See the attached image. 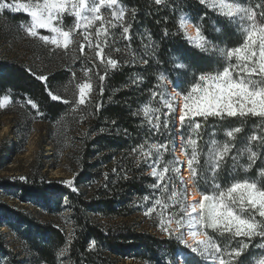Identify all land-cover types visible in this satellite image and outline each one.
<instances>
[{
    "label": "trees",
    "instance_id": "obj_1",
    "mask_svg": "<svg viewBox=\"0 0 264 264\" xmlns=\"http://www.w3.org/2000/svg\"><path fill=\"white\" fill-rule=\"evenodd\" d=\"M228 2L251 8L256 13L257 24H264V0ZM119 3L126 9L124 23L117 21L108 34L103 62L96 55L98 49H93L98 39L96 29H88L87 51L92 55L87 60V82L92 85V91L87 108L77 102L76 92L68 86L71 71L52 72L46 80H41L25 64L0 56V115L14 116L15 124L19 123L27 135L35 122L44 123L53 147V156L48 157L64 158L73 176L71 185L64 178L48 179L41 173L45 167L38 164L25 180L0 176V264H62L63 261L66 264H178L181 253L188 255L185 264H203V256L177 239L183 232V227L176 232L180 206L172 204L170 194L173 190L181 193L184 190L179 171H171L179 166L173 158L174 143L182 139L181 149L187 160L191 157V148L187 145L189 130L181 126L177 130L175 111L173 108L172 112L168 111L167 102L173 100L169 86L170 90L172 86L177 88L184 105V97L198 82L199 75L215 74L229 66L218 49L240 46L249 23L238 17H224L217 9L200 5L198 0H162L159 5L155 0H119ZM181 16H187L195 27H201L210 42L206 45L208 51L196 48L187 40L179 29ZM0 21L15 28L17 24L27 23L29 16L5 10L0 12ZM128 25H131L129 38L125 39L122 29ZM165 30L168 35H164ZM109 60L117 61L115 68ZM230 63L235 78L239 62L233 57ZM52 96L60 99L53 100ZM3 98L10 99L5 107H2ZM146 106L151 109L153 123L160 117L159 132L143 115ZM165 114L167 129L164 128ZM197 120L203 125L199 136L192 134L197 140L199 164L194 165L196 176L191 177L197 191L202 195L208 190L204 181L210 173L204 161L205 153L212 147L211 140L221 144L229 142L224 130L233 127L243 130L230 142L235 147L222 163L217 182L226 187L236 179H249L264 187V175L259 171L264 168V147L255 142L251 144L260 153V159L251 169H243L248 163L247 138L253 133L264 135V122L253 116L225 120L210 117L207 122L198 117ZM83 127L85 132L77 133ZM177 133L181 137L176 139ZM152 143L168 144L158 166V171L162 170L171 161L166 180L168 176L172 179L167 181V188L151 187L157 180L150 175L151 168L140 154L139 146L144 144L147 151ZM20 144L16 140L11 148L8 143L0 146V170L9 164V156L19 151ZM241 152L243 155L233 172L231 155ZM145 195L149 197L147 201L143 199ZM6 198L32 203L49 216L63 215L65 223L41 220L28 209L9 204ZM156 199L161 201L160 205L155 204ZM150 207L153 211L148 213ZM169 217L172 235L160 226ZM2 227L21 244L22 253L13 249ZM199 230L220 245L228 260L227 253L237 246L236 240L227 233L208 228ZM93 240L95 245L89 247ZM248 242L250 247L240 260L243 264H256L264 254V249L256 245L264 244V238L256 237ZM64 250L67 253L61 259L60 253Z\"/></svg>",
    "mask_w": 264,
    "mask_h": 264
},
{
    "label": "snow or ice",
    "instance_id": "obj_2",
    "mask_svg": "<svg viewBox=\"0 0 264 264\" xmlns=\"http://www.w3.org/2000/svg\"><path fill=\"white\" fill-rule=\"evenodd\" d=\"M157 5L162 3V0H155ZM202 6L211 9H217L218 14L227 18H239L241 21L249 23L246 30V37L244 42L238 47H231L226 50L219 48L218 52L229 61V66L224 67L222 71H217L215 74H201L199 75L198 82L194 83L191 91L184 97L185 103L183 111L179 115L181 128H187L189 135L187 145L191 148V157L187 160V168L191 169L190 175L196 176V167L198 165V152L197 140L192 138L195 133L199 136L200 130L203 125L197 118H203L207 122L208 118H216L218 120H225L227 118H246L248 116L258 117L264 122V24H257L256 13L248 7L243 6L238 2H228V0H198ZM102 6H107L113 9L111 16L118 21L121 25L124 23V16L126 9L118 5V0H98L92 6H89L88 0H28V2H21V0H0V12L5 10L13 13H24L30 17L31 24L27 27L26 31L32 37H37V29H50L54 36L51 37V44L57 47L63 46L67 48L71 43V29L65 31L61 27H57L54 21H59L65 14H70L76 18L77 21L85 20L91 24L95 20L103 21L100 15ZM92 13L91 17L85 13ZM203 20V16L200 17ZM188 20L181 16L179 21V29L183 32L187 40L195 44L196 48L202 51H208L206 45L210 42L206 39L201 31L200 26L195 27V34L192 35L187 30ZM79 27V24H77ZM111 27H116L112 24ZM131 25L124 26L122 34L125 39L129 38ZM103 31L107 35V29L101 28L97 30V34ZM165 30L164 35H168ZM40 39L49 41V36H40ZM87 39V37H85ZM150 39V37H149ZM81 45V50H83ZM99 48V45H97ZM258 49V51H257ZM102 49L97 51L96 55L103 62ZM258 56V59H257ZM235 57L239 62L236 67L239 68L236 77L234 78L231 58ZM147 64V60L143 61ZM108 63L115 68L117 65L116 60H109ZM184 67V65H180ZM258 77V79H254ZM41 80H46V77L41 76ZM104 77L101 76L100 80L103 81ZM164 79L163 76L160 77ZM92 85L83 83L79 85V103L84 104L86 93L89 92ZM102 92V89H101ZM156 95L155 92L152 93ZM53 100H59V96H52ZM190 101V103H189ZM29 104L36 108L35 104L29 100ZM168 111L172 112L171 104L168 105ZM151 109L144 107L143 115L149 118V123L156 132L160 131V117L155 118V123L152 122L150 117ZM136 115V113H133ZM164 128H168V117L165 114ZM242 127H233L224 130V135L228 138L229 142L218 143L216 139L211 140L212 147L205 153L206 171L210 173L208 179L204 182L208 186V190L202 194V197L188 202L184 192L176 190L171 191L170 199L173 205L179 204V219L176 220L178 228L176 232H180L181 227L187 225L188 230L195 242V247L188 244L184 239V234L180 233L177 239L184 243L192 252H199L201 256H205L214 262V264H243L240 258L249 249L250 244L248 241L256 237L264 238V187L258 186L255 181L249 179H236L229 182V185L222 187L217 182L219 178V170L225 158L231 153V149L235 147L236 134L242 132ZM216 132L213 130L212 136L215 137ZM255 142L258 146L264 147V135L253 133L247 138L249 146L245 149L248 153V163L243 166L244 171L251 169L255 165L257 159H260V153L254 151L251 144ZM145 145L139 146L140 154L145 157V163L151 168L150 175L157 180L156 184L151 187L156 189L163 185L167 188V181L172 177L166 174L170 172L168 164H164L162 170L158 171V166L162 162L164 153L168 149L167 143H152L148 146V150L144 151ZM133 151H136L134 149ZM155 153V157H153ZM243 153L231 155L233 161L232 171H236V165L240 156ZM178 163H183L179 162ZM173 172H178L179 168L171 169ZM260 174L264 175V168H261ZM20 179H25L21 177ZM210 181V183H209ZM181 182L183 178L181 177ZM66 184L71 185V181H65ZM145 201L149 199L147 195L143 197ZM156 205H160L159 199L155 200ZM153 208H148V213H151ZM259 217V219H257ZM171 224V217L167 221H161V228L169 235L173 233L169 231ZM208 228L221 234H229V236L236 240L237 246L232 248L227 253L228 260L224 258V252L220 245L216 244L211 237L199 238L198 229ZM95 245V241H91L89 247ZM257 248L264 249V244H257ZM63 255V252L60 253ZM256 264H264V254L256 260Z\"/></svg>",
    "mask_w": 264,
    "mask_h": 264
},
{
    "label": "rangeland",
    "instance_id": "obj_3",
    "mask_svg": "<svg viewBox=\"0 0 264 264\" xmlns=\"http://www.w3.org/2000/svg\"><path fill=\"white\" fill-rule=\"evenodd\" d=\"M21 2H28V0H21ZM32 2H34V0H32ZM94 2L98 3V0H88L89 6L91 7ZM118 5L121 6L119 0ZM112 11L113 9H110L107 6H102L100 9V15L103 17V21L95 20L91 24H88V22L85 20L77 21L76 18L70 14H65L59 21H54V24L57 27H61L65 31H68L69 29L72 30L71 43L67 48H64L63 46L57 47L56 45L51 44V37L54 36L55 33H53L50 29H37V37H32L30 34H28L26 29L31 24L30 17L27 23L23 22L17 24L15 28H13L10 24L7 25L5 22L0 21V56L8 59H15L25 64L35 73L39 74L40 77H47L48 74L52 72L64 70L67 72L71 71V76L68 80V86L76 92L78 100L77 102L79 103V85L83 83H89L87 82V60L92 55V53L87 51L88 43L85 37L88 36V29L90 30L91 28H95L98 39L97 44L93 49H96L97 45H99V48H97L98 51L100 49L103 50L105 44L108 42V34H110L113 29L111 25L117 24V21L111 16ZM85 15L91 17L93 14L86 12ZM77 24H79V27H77ZM102 27L108 30L107 35H105L103 31H101L99 35L97 34V30L101 29ZM44 35L49 36V41H44L39 38L40 36ZM110 38L112 39L113 37L111 36ZM81 45L84 46L83 50H81ZM89 51H91V49ZM102 56L104 58L103 51ZM91 91L92 88L86 93L85 103L81 104L86 108L87 99L90 97ZM169 92L173 100L172 102L168 101L167 104H171L175 111V119L178 130L180 126L179 115L182 112L183 105L180 104L178 99L172 94L170 86ZM9 102V98H3L2 107L8 105ZM14 118V116L4 114L0 115V146L8 143L9 147L11 148L12 144L16 140L21 143L19 151H17V153L14 152L9 156V164H7L4 169L0 170V176H10L12 180H22L20 179L21 177L26 179L27 175H29L38 164V166L45 167L41 173L46 174L48 179L64 178L66 181H71L73 176L69 171L70 164L67 163L64 158L61 160H56L48 157L53 156V147L49 141L47 126L44 123L35 122L32 126V131L27 135L26 133L22 132L19 123H17L18 125L15 124ZM83 131L85 132V127L80 129V131L77 130V133H82ZM179 137H181V135L177 133L176 139ZM178 168L180 169V165ZM182 187L184 190L185 188L183 185ZM184 195L188 201L187 192L184 193ZM6 200L11 205L28 209L30 212L40 217L41 220H52L60 224L65 223L63 215L49 216L43 214L39 207L32 203L24 204L18 198L15 200L12 198H6ZM119 221L120 220H117V222ZM128 221L131 222L132 220ZM1 230L7 234V239L12 244L13 249L16 252L22 253L24 251L23 247L17 240L14 239L11 232L4 227H2ZM184 230L185 227H183V232ZM184 239H186L185 235ZM191 245L192 247H195V244ZM62 252L63 255H60L61 259L64 258L67 250ZM194 253L199 254V252ZM186 256L188 255L181 253L177 263L185 264L184 262ZM22 257L25 258L24 255ZM128 262L130 261L128 260ZM62 264H66V262L63 261ZM203 264H214V262L203 256Z\"/></svg>",
    "mask_w": 264,
    "mask_h": 264
},
{
    "label": "bare ground",
    "instance_id": "obj_4",
    "mask_svg": "<svg viewBox=\"0 0 264 264\" xmlns=\"http://www.w3.org/2000/svg\"><path fill=\"white\" fill-rule=\"evenodd\" d=\"M186 20H188L187 16L184 17ZM187 30L190 34L194 35L195 34V26L189 22L188 20V25H187ZM171 92L172 94L175 96V98L178 99V102L180 104H183V100H182V96L181 94L178 92L177 88L172 86L171 88ZM182 139L179 138L175 145H174V150L176 151V161L178 162H183V163H178L180 165L181 168V173H180V177L183 178V186L184 188L187 189V199L188 202H192L195 199H199L202 197V195L197 191V189L195 188L193 181H192V177L190 175V170L187 168V158L184 155V153L182 152ZM199 232V238H207V236L200 232V230L198 229ZM184 235L185 238L188 240L189 244H195V242L193 241V238L190 234V231L188 230L187 225H185V230H184Z\"/></svg>",
    "mask_w": 264,
    "mask_h": 264
},
{
    "label": "water",
    "instance_id": "obj_5",
    "mask_svg": "<svg viewBox=\"0 0 264 264\" xmlns=\"http://www.w3.org/2000/svg\"><path fill=\"white\" fill-rule=\"evenodd\" d=\"M173 158H174V160H175V158H176V155H175V151L173 150ZM177 162V161H176ZM179 173H181V168L179 169ZM179 177H180V175H179ZM180 179H181V177H180Z\"/></svg>",
    "mask_w": 264,
    "mask_h": 264
}]
</instances>
